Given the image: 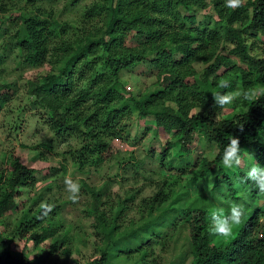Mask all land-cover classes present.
<instances>
[{
    "label": "trees",
    "instance_id": "obj_1",
    "mask_svg": "<svg viewBox=\"0 0 264 264\" xmlns=\"http://www.w3.org/2000/svg\"><path fill=\"white\" fill-rule=\"evenodd\" d=\"M30 1L33 5L42 2ZM103 1L94 2L86 12L88 18H100L98 25H89L80 37L64 38L55 47L52 55L57 71L43 76L39 83L29 82L34 104L46 110L48 127L58 137L84 133L86 145L72 155L81 166L90 163L100 166L111 154L110 139L126 132L125 118L130 108L126 107L125 95L130 94L128 100L139 118L155 120L156 137L161 136L162 131L174 133V143H162L163 164L174 156L185 158L187 165L194 164L196 168L192 171L194 180L206 181L218 171L212 194L219 199L220 206L212 208H223L227 212L230 202H236L244 205L245 216L244 224L225 241L209 234L213 209L203 203V198L186 208H176L174 202L177 200L168 202L169 196L159 191L144 204V209L150 214L170 209L178 216V221L181 219L178 225L174 224L180 227H176L172 237L178 240L185 234L190 247L185 256L191 259V264H264V193H260L251 181L243 179L254 164L264 167V95L243 101L244 107L239 110L236 105L241 100L234 101L226 106L233 108L232 112L221 119L218 116L224 110L212 98L217 91L223 93L241 87L256 92L264 89V59L252 54V44L248 42V36L264 37V0H245L243 6L235 10L225 7V0ZM209 6L212 13L207 15L208 20L198 21V13ZM0 12L5 13L2 5ZM34 12L14 24L13 41L25 64L39 66L50 54L52 40L64 33V26L52 18V11H46L45 7L36 4ZM2 34L8 35V29H3ZM9 43L11 41L3 46ZM199 60L207 67L196 77L193 64ZM144 64L157 72L159 88L136 97L126 90L123 76ZM194 75L195 81L187 83V78ZM222 79L229 81L228 89L218 87ZM2 88L9 89L10 85ZM124 99L125 103L120 104ZM6 100L7 95L0 94V108ZM86 104L94 110V115H86ZM196 107L201 110L191 114ZM229 136L239 138L240 156L245 161L244 168L233 166L236 172L232 173L222 163ZM198 139L208 146H216L219 154L211 160L203 154L197 157ZM90 143L94 149L89 148ZM8 165V175L0 173V223L3 226V218L19 206V189L32 188L36 173L13 155ZM88 189L94 198L91 210L98 215L96 229L105 247L85 264H109L126 249L123 240L117 244L113 242L124 205L116 209L111 207L113 217L109 219L102 209V190ZM216 189L220 196L215 193ZM52 205L54 208L47 215L40 208L34 214L31 209L25 211L16 231L24 233L21 237L27 236L35 246L53 239L50 256L58 252L67 238L54 228L58 207ZM10 241L4 227V233L0 234V264L45 262L42 253H36L32 261L27 259L25 252L14 256ZM139 244L131 249V254L148 257L152 247L148 250ZM66 255L70 256L71 250L67 249ZM135 258V264H139Z\"/></svg>",
    "mask_w": 264,
    "mask_h": 264
},
{
    "label": "rangeland",
    "instance_id": "obj_2",
    "mask_svg": "<svg viewBox=\"0 0 264 264\" xmlns=\"http://www.w3.org/2000/svg\"><path fill=\"white\" fill-rule=\"evenodd\" d=\"M96 1L104 2L42 0L36 3L39 7H45L46 11H52V18L63 24L64 33L52 40L46 61L42 65L32 66L23 62L22 53L13 41V36L16 32L14 24L19 23L21 17L32 16L36 4L33 5L30 0H0V5L5 9V13L0 12V20L4 21H0V27L4 26L3 29H8L9 33L2 34L3 29L0 32V94L7 95L5 104L0 108V173L8 175L6 171L9 170L10 155L19 158L36 171L32 188L19 189L21 197L17 199L19 205L17 210L3 218L6 238L11 239V253L18 257L25 252L27 259L31 261L36 253H42L45 258L43 264H85L94 257L105 244L100 241L96 229L98 215L91 210L94 198L89 187L102 190L101 199L104 203L102 209L109 219L113 217L111 207L116 209L118 205H124L122 206L124 213L117 220L119 228L113 242L117 244L123 240L126 249L116 255L109 264H135V257L138 258L139 264H191V259L185 256L190 249L185 234L178 240L172 237L173 231L180 227V225L174 227V224L178 225L181 219L178 221V216L167 207L169 211L160 209L150 214L144 209L145 203L159 191H163L169 196L168 202L177 200L174 202L176 208H186L198 198H203V203L209 209H213L212 206L215 205L219 207V199H215L214 193L212 194V186L218 171L206 181L194 180L192 171L196 168L194 164L187 165L185 158L174 156L163 164L162 143L163 141L174 143L176 141L172 137L174 133L166 134L162 131L161 136L156 137L153 132L156 128L155 120L139 118L137 112L131 108L132 103L128 100L130 94L125 95L128 103L126 107L130 108L125 118L126 132L115 135L112 140L107 134L112 146L111 154L100 166L93 163L81 166L72 153L86 145L84 133L74 132L64 137L55 135L47 125L46 110L35 105L34 97L29 93V82L39 83L43 76L57 71L52 53L58 43L64 38L80 37L82 31L89 25L92 27L98 25L99 17H86L87 10ZM210 12L212 13L210 6L199 12L198 21L208 20L207 15ZM214 15L217 16L215 13ZM9 41L11 43L4 47L3 45ZM248 42L252 44V54L264 59V37L248 36ZM206 67L207 64L203 61H196L193 64L196 77ZM195 75L187 78V83H193L195 80L192 78ZM123 77L126 81V90L136 97L159 88L157 72L145 64L129 71ZM6 85H10V88H2ZM125 99L120 104L123 105ZM243 103L239 102L236 109L243 108ZM85 108L86 115L95 114L89 104H86ZM194 110L201 109L196 107L192 109L191 114L197 113ZM232 110L233 108H229L228 111L221 112L219 119L225 118ZM93 147V143H90L89 148L94 149ZM196 148L195 154L201 157L212 147L198 139ZM244 166L245 161L242 160L239 167ZM234 171V167L228 169V172ZM65 177L80 185V198L77 202L67 198L64 191ZM215 193L220 196L217 189ZM43 201H49L58 207L54 228L59 235L62 233L67 235L66 242L51 256L49 247L53 239L35 246L27 236L21 237L24 233L16 232L24 212L31 209L32 214L36 213ZM44 226L46 227L47 223ZM128 233L139 238L129 237ZM175 234L177 238V233ZM125 235L127 237L124 240ZM137 243L148 250L152 247L153 250L149 252L148 257L142 258L131 254V249ZM67 249L71 250L70 256L66 255Z\"/></svg>",
    "mask_w": 264,
    "mask_h": 264
},
{
    "label": "clouds",
    "instance_id": "obj_3",
    "mask_svg": "<svg viewBox=\"0 0 264 264\" xmlns=\"http://www.w3.org/2000/svg\"><path fill=\"white\" fill-rule=\"evenodd\" d=\"M245 3V0H225V7L229 9H237ZM218 87L221 89H228L230 83L227 80H221L218 83ZM260 95H264V89L260 92H256L252 89L238 88L234 91L228 92H214L212 94L213 101L224 111L229 109L226 107L231 105L236 100L251 101ZM199 112L200 110H194ZM243 131V128H240ZM240 141L236 136H229L228 146L224 149L222 155V163L225 168L231 169L233 166L239 167L242 164L240 156ZM219 154V149L216 146L210 148L205 152L204 156L207 159H214ZM245 181H251L260 193H264V167L254 164L245 173L243 178ZM64 191L67 193V198L72 202H77L80 198V185L78 182L72 180L69 177L64 179ZM43 210V214L50 213L54 205L43 201L39 205ZM245 208L243 204L230 202V206L227 212L223 208H215L210 212L211 224L209 226V234L221 238L225 241L231 239L236 231L244 224ZM264 222V221H262Z\"/></svg>",
    "mask_w": 264,
    "mask_h": 264
},
{
    "label": "built area",
    "instance_id": "obj_4",
    "mask_svg": "<svg viewBox=\"0 0 264 264\" xmlns=\"http://www.w3.org/2000/svg\"><path fill=\"white\" fill-rule=\"evenodd\" d=\"M4 233V226L0 223V234Z\"/></svg>",
    "mask_w": 264,
    "mask_h": 264
}]
</instances>
